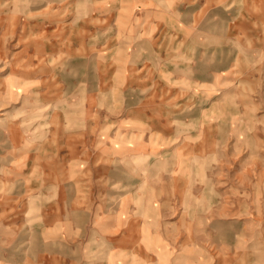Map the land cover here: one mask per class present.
Listing matches in <instances>:
<instances>
[{
  "label": "crops",
  "instance_id": "obj_1",
  "mask_svg": "<svg viewBox=\"0 0 264 264\" xmlns=\"http://www.w3.org/2000/svg\"><path fill=\"white\" fill-rule=\"evenodd\" d=\"M9 1L0 264H207L196 168L259 104L236 75L264 58V0Z\"/></svg>",
  "mask_w": 264,
  "mask_h": 264
},
{
  "label": "rangeland",
  "instance_id": "obj_2",
  "mask_svg": "<svg viewBox=\"0 0 264 264\" xmlns=\"http://www.w3.org/2000/svg\"><path fill=\"white\" fill-rule=\"evenodd\" d=\"M29 2L37 8L60 3L70 7L76 0L9 1L17 7L15 11ZM90 5V0H84V9L79 8L84 18ZM249 62L237 65L236 77L253 85L251 92L259 104L237 107L245 121L238 122L233 137L225 141L222 159L207 173L203 165L196 168L199 182L205 185L203 192L207 188V264H264V58H258L253 67ZM196 64L207 66V56L197 58ZM86 76L92 80L90 74ZM231 109L236 111V107Z\"/></svg>",
  "mask_w": 264,
  "mask_h": 264
}]
</instances>
